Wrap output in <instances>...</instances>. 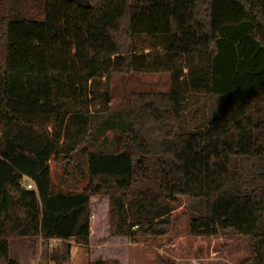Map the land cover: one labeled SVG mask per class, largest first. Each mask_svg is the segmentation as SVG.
Masks as SVG:
<instances>
[{
  "label": "trees",
  "instance_id": "16d2710c",
  "mask_svg": "<svg viewBox=\"0 0 264 264\" xmlns=\"http://www.w3.org/2000/svg\"><path fill=\"white\" fill-rule=\"evenodd\" d=\"M111 72H167L170 87L131 93L122 124L109 86L99 110L66 107ZM201 95L218 115L192 112ZM52 163L76 184L56 191ZM94 196L107 239L168 235L185 197L192 235L249 237L244 263L264 264V0H0V264H20L19 237L59 241L51 259L72 264Z\"/></svg>",
  "mask_w": 264,
  "mask_h": 264
},
{
  "label": "rangeland",
  "instance_id": "374dc122",
  "mask_svg": "<svg viewBox=\"0 0 264 264\" xmlns=\"http://www.w3.org/2000/svg\"><path fill=\"white\" fill-rule=\"evenodd\" d=\"M142 43L143 41H140V45ZM99 82L100 88L96 97L88 96L80 101L67 99L66 107L76 111L79 109L89 112L99 110L104 106L103 93L109 86L111 88L110 111L114 116L118 114L122 124L127 118L128 98L131 93L165 92L170 87V75L167 72L127 75L111 72L108 77H103ZM196 99L192 112L196 107H200L198 118L218 115L223 102L220 97L207 98L201 95ZM186 127L193 128L194 121L188 122ZM95 147L97 149H113V132L110 130L102 135ZM50 166L55 186L62 181L64 184H71L72 173L64 174L62 168L54 163ZM84 183L82 181L76 187H81ZM58 188L60 187L56 189ZM65 189L67 190L68 186ZM187 203V198H179V202L172 212L171 232L168 235L147 236L132 241L125 236L107 239L109 235V199L107 196L92 197L89 245L84 246L75 241L71 243V263L89 264L98 259H116L121 264H245V260L252 253L251 239L233 234L203 237L192 235L185 210ZM59 245L60 242L53 239L37 238L34 246L29 240L12 239L10 256L16 260L19 259L21 264H55L51 259V254Z\"/></svg>",
  "mask_w": 264,
  "mask_h": 264
},
{
  "label": "crops",
  "instance_id": "0c3cea01",
  "mask_svg": "<svg viewBox=\"0 0 264 264\" xmlns=\"http://www.w3.org/2000/svg\"><path fill=\"white\" fill-rule=\"evenodd\" d=\"M25 180L26 181H28L29 179L27 178V177H25ZM66 181V180H65ZM65 183H67V182H65ZM72 184H76V183H73V181L71 182ZM66 186H69V184L67 185V184H64V182L62 181V182H60V184H58V185H54V187H55V190L56 191H58V190H60V189H63V190H66L65 188H66ZM77 186V185H76ZM84 186V185H83ZM83 186H81V187H78L79 188V190H81L82 188H83ZM57 187H60V188H58V189H56ZM91 223H92V221H91V219H90V228H91ZM90 236H91V234H90ZM14 239H19V240H25V241H27V240H29L27 237H19V238H14ZM12 240V239H11ZM11 240H10V242H11ZM36 240H37V238H36ZM50 240H52V239H50ZM71 243H74V240H71ZM11 257V256H10ZM13 259V258H12ZM14 260H16V259H14ZM16 261H18L20 264H21V261L19 260V259H17Z\"/></svg>",
  "mask_w": 264,
  "mask_h": 264
},
{
  "label": "built area",
  "instance_id": "2783aa9c",
  "mask_svg": "<svg viewBox=\"0 0 264 264\" xmlns=\"http://www.w3.org/2000/svg\"><path fill=\"white\" fill-rule=\"evenodd\" d=\"M27 187L29 189H34L35 188V185H34V182L32 180H28V182L26 183Z\"/></svg>",
  "mask_w": 264,
  "mask_h": 264
}]
</instances>
